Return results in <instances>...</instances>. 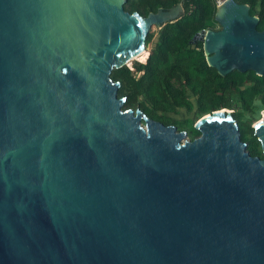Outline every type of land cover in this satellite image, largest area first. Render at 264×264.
I'll use <instances>...</instances> for the list:
<instances>
[{
  "label": "water",
  "instance_id": "water-1",
  "mask_svg": "<svg viewBox=\"0 0 264 264\" xmlns=\"http://www.w3.org/2000/svg\"><path fill=\"white\" fill-rule=\"evenodd\" d=\"M127 1L0 0V264H264V121L259 156L227 111L188 134L124 108L114 71L185 11ZM215 18L207 63L264 75L250 5Z\"/></svg>",
  "mask_w": 264,
  "mask_h": 264
},
{
  "label": "rangeland",
  "instance_id": "rangeland-1",
  "mask_svg": "<svg viewBox=\"0 0 264 264\" xmlns=\"http://www.w3.org/2000/svg\"><path fill=\"white\" fill-rule=\"evenodd\" d=\"M162 1L170 7L178 2L184 6L185 2ZM199 3L206 9L203 15L198 8L187 12L184 6V15L179 20L168 22L162 28L155 24L150 27L146 39L148 53L143 54L147 55L145 61L151 63L153 72L140 68L139 63L143 62L140 60H133L132 67L117 68L113 78L120 81L118 96L125 98L124 108L144 110L152 118L174 124L178 130H185L188 134L198 129L197 123L205 114L226 106L238 121L241 137L248 142L253 154L262 156V144L255 126L264 121V75L248 70L232 71L224 76L208 63L202 64L206 56L203 48H197L201 41L192 40L201 30L220 29L221 25L215 18V2L199 0ZM248 4L252 14L260 18L259 28L263 29L264 0ZM125 8L143 15L149 13L146 0H128ZM178 22L189 26V29L182 31ZM182 33L188 36L190 43L176 47L183 41ZM161 48L165 49V54L159 59ZM140 80L151 82L148 90L136 91L134 83ZM226 84L229 90L223 87Z\"/></svg>",
  "mask_w": 264,
  "mask_h": 264
},
{
  "label": "trees",
  "instance_id": "trees-1",
  "mask_svg": "<svg viewBox=\"0 0 264 264\" xmlns=\"http://www.w3.org/2000/svg\"><path fill=\"white\" fill-rule=\"evenodd\" d=\"M238 1L239 2L253 4L256 0H238ZM191 5H193L192 8H191ZM146 6H147V11H149V12L157 11V9L159 7H164V8H169L170 7L169 4H167L166 2H164L162 0H154V1L146 0ZM184 6H185V9H186L187 12L192 11L195 8H198L200 15H203L205 13V11H206L204 5L199 3V0H185ZM177 25H179L180 29L182 31H184V32H186L189 29V26L181 25V23H179V22L177 23ZM182 34H183V37H182L183 41L180 42L178 44V46H176V47H180V45H182V44L190 43V39L188 38V36L185 35L184 33H182ZM200 47L203 48V43L202 42L200 43V45L197 46V48H200ZM199 53L202 54V50H200ZM144 54H142V55H144ZM162 54H165V49L164 48L160 49V54L158 56L159 59L162 58V56H163ZM202 64L203 65H207V62H206L205 59H203ZM139 65H141L140 68L145 69V71H147L149 73L153 72V67L151 66V63L140 62ZM116 71H117V69H116ZM134 85H135L136 91L137 92H141L143 90H148L149 87L151 86V82L150 81H145V80H140V81H135ZM223 87L225 88V90H229L230 89L228 84L223 85Z\"/></svg>",
  "mask_w": 264,
  "mask_h": 264
},
{
  "label": "built area",
  "instance_id": "built-area-1",
  "mask_svg": "<svg viewBox=\"0 0 264 264\" xmlns=\"http://www.w3.org/2000/svg\"><path fill=\"white\" fill-rule=\"evenodd\" d=\"M216 4V6H219L220 4H222L225 0H213ZM193 7V5H191V8Z\"/></svg>",
  "mask_w": 264,
  "mask_h": 264
},
{
  "label": "flooded vegetation",
  "instance_id": "flooded-vegetation-1",
  "mask_svg": "<svg viewBox=\"0 0 264 264\" xmlns=\"http://www.w3.org/2000/svg\"><path fill=\"white\" fill-rule=\"evenodd\" d=\"M216 69V68H215ZM217 70V69H216ZM226 76V75H225ZM220 109H223L224 111H231V110H228V108L225 106V107H222V108H219V109H215V110H220Z\"/></svg>",
  "mask_w": 264,
  "mask_h": 264
},
{
  "label": "bare ground",
  "instance_id": "bare-ground-1",
  "mask_svg": "<svg viewBox=\"0 0 264 264\" xmlns=\"http://www.w3.org/2000/svg\"><path fill=\"white\" fill-rule=\"evenodd\" d=\"M219 8H221V7H219ZM215 111H218V110H215ZM220 111H224V110H223V109H220ZM229 113H231V112H229ZM206 115H207V114H205L203 117H205ZM203 117H202V118H203ZM202 118H201V119H202ZM201 119H200V120H201ZM258 123H260V122H258ZM258 123H257V124H258Z\"/></svg>",
  "mask_w": 264,
  "mask_h": 264
}]
</instances>
